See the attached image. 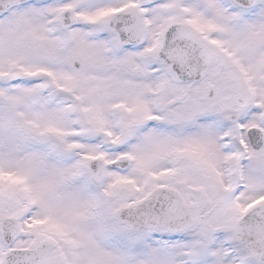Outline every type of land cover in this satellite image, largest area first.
Returning a JSON list of instances; mask_svg holds the SVG:
<instances>
[{"label": "rangeland", "instance_id": "rangeland-1", "mask_svg": "<svg viewBox=\"0 0 264 264\" xmlns=\"http://www.w3.org/2000/svg\"><path fill=\"white\" fill-rule=\"evenodd\" d=\"M169 1L171 7H165L168 23L184 20L180 22L203 33L206 40L224 51L236 71L249 76L264 74V0L256 15L241 21L226 15L218 0ZM70 2L84 22L97 23L98 14L84 12V8L109 4L110 17L127 0ZM162 11L157 6L147 13L153 30L168 24L166 19L155 17ZM34 15L28 8L17 9L0 20V220L16 217L22 225V237L13 247L46 239L61 254L75 249L80 264H176L173 259L179 246L163 252L146 234L124 239L113 231L103 233L104 222L92 223L90 199L78 180L81 164L77 168L73 161L58 162L45 140L56 138L63 149L75 151L82 158H100L107 164L121 156L131 159L128 172L108 170L104 179L103 204L113 210L140 203L158 187L181 189L173 186L175 182L193 188L203 180L211 187L222 158L217 150V132L210 133L200 121L179 124L172 137L147 126L152 118L164 121L171 115L174 119L170 108H176L174 115H178L182 103L175 85L166 80V90L159 97L151 92L156 77L148 76L136 62L135 53L119 49L118 54L108 55L100 38H91L88 27H73L69 40L61 44ZM11 69L24 73L19 79L22 86L15 85ZM42 76L70 100L61 105L53 101L49 105H28L30 89L40 87L34 83ZM255 90L251 88V97H262L261 87ZM38 95L46 97L41 92ZM194 96L185 100V107L190 108L187 114L192 117L200 110ZM178 149L188 163L176 169L165 163L164 155H175ZM203 158L208 169L198 165ZM193 167H199V171L187 173ZM256 172L255 169L250 177L253 183ZM252 186L251 183L248 191ZM218 188L215 185V191ZM258 195H264V180ZM97 211L95 207V214ZM237 220L224 214L210 217L190 233L199 242L198 249L192 250L197 255L192 257L193 264H236L241 255L233 237L217 229L223 230ZM118 247H131V251L121 254ZM241 262L245 264L244 258Z\"/></svg>", "mask_w": 264, "mask_h": 264}, {"label": "flooded vegetation", "instance_id": "flooded-vegetation-1", "mask_svg": "<svg viewBox=\"0 0 264 264\" xmlns=\"http://www.w3.org/2000/svg\"><path fill=\"white\" fill-rule=\"evenodd\" d=\"M218 2L226 15H230V18L234 19V21H241L245 18L256 15L261 8L263 0H258L257 4L246 13H236L222 0H218ZM164 3L165 0H159L150 5L140 6L139 0H127L126 3H120L114 12V14H117L122 11H134L144 24L145 36L141 43L136 48H130L127 51L129 53H135L136 62L139 65L141 64L144 66L149 77V74L151 73L158 74L155 76L156 83L154 84L155 86L152 87L151 92L155 93L156 90H158L159 97L166 90V76L156 59V41L160 30L166 25L163 27H154L156 29L153 30V27H151L149 23L151 16H148L147 13L157 6L161 7L163 11L161 13L158 12V15H155V17L165 20L167 9L165 8ZM107 5L109 9H112L109 4ZM107 5L103 6L97 3L93 7L89 6L84 8V12L93 11L98 14L97 23L84 22V20L75 13L74 9H72L70 0H35L23 2L0 15V20L7 16L11 11L28 8L35 14L34 18L41 20V23L46 27L45 29L49 33L52 31L51 26L54 22L55 13L60 10H69L78 20L75 24L77 27L85 25L103 26L106 19L109 18L107 15L110 13ZM180 21L184 20L171 21L168 24L182 23ZM64 22H71L67 15H64ZM194 30L209 47L208 65L202 68L203 73L195 82L175 85L178 89L177 95H179V103L182 104L178 106V115H174L176 108H170L169 112L174 116V119H172L170 115L165 118L164 121L161 120V133H163L164 136L172 137L175 135V129L179 124L183 126L190 122L197 123L200 121L201 125L204 124L207 131H210V133L214 131L217 132L215 135L217 150L222 158L218 166V172L217 174H214L216 176H213L212 178L214 183L211 187L206 186L205 183H203V180H199L197 186L190 189L196 192L191 195L193 198H191L192 201L186 199L184 191L188 187H186L187 184L184 182H175L173 184V186H181V189L176 187L169 188L178 192L179 196L183 199L187 210L195 212L201 221H205V219L221 214L233 218H240L256 204L264 201V195L260 197L258 195V188L261 186V181L264 180V172H262L264 167V74H251L249 76L242 71H236L233 69L234 65L232 64V61H230V58L225 55L224 51L219 49V46L206 40L203 33L198 32L196 29ZM103 35L104 34H97L95 39L97 40L99 37V40L102 41ZM50 36L53 38L55 37L53 33H51ZM69 38L70 34L68 33L63 40H69ZM63 44L65 45L66 42H63ZM142 46L143 48H141ZM107 54L111 55L109 52H107ZM138 70H140V68H138ZM19 79H15V85H20ZM256 87H261L260 93H262V97H251V88L255 90ZM48 90L49 89L47 88V91ZM47 93L48 92L42 94V96L46 95V97H43L45 100L49 99ZM243 94L244 97H241ZM191 96L195 97V100H197L200 107L198 114H195L193 117L187 114L190 112V108L188 106L185 107V104H187L185 100ZM38 99L41 98H36V100ZM230 129L236 134L238 143L244 151V155L239 160V187L237 192L229 202L224 203L222 201L223 196L230 186L228 183L227 171L229 164H231L234 159L232 144L230 142ZM115 153H117V151ZM164 160L167 165L171 164L176 169L182 167L183 162H185L182 159L179 149L175 152V155L165 153ZM185 163L187 165L188 162ZM199 164L201 167L208 169L206 167L208 166V162H205L204 158L198 162V165ZM198 169L199 167H193L192 171L187 173L199 171ZM255 169L257 171V179L254 177L255 183H253L250 177ZM251 183L254 187L252 186L253 188L248 191ZM257 183L259 184L256 185ZM217 184L219 185V190L215 191V185ZM91 213L93 214L91 215L92 220L90 219L92 223L97 224L99 223L98 221H103L104 217L102 214L97 215L93 212ZM14 218L20 226V232L10 244V250H33L41 242H47L55 249L60 264H80L76 257L78 252L75 249H68L61 254L56 246L46 239H38L37 242L30 246L14 248L13 244L16 243L17 239L22 237L23 229L19 219L16 217ZM105 222L113 223L111 215L110 217H105ZM117 250H119V248H117ZM3 253L4 252H1V254Z\"/></svg>", "mask_w": 264, "mask_h": 264}, {"label": "water", "instance_id": "water-1", "mask_svg": "<svg viewBox=\"0 0 264 264\" xmlns=\"http://www.w3.org/2000/svg\"><path fill=\"white\" fill-rule=\"evenodd\" d=\"M24 1L26 0H0V14ZM234 1L247 6L256 2V0ZM130 20V14L127 12L107 21L108 30L116 43L126 42L131 45L139 43L142 27L137 20H134L133 25L128 24ZM67 26L64 25L62 28L66 29ZM206 50L202 40L190 27L173 25L167 27L162 35L158 58L173 82H194L203 73V66L208 63L209 56ZM193 66L197 68L193 69ZM129 164V159L121 158L111 164V168L124 171ZM84 174L89 183L99 189L105 174L103 162L88 161L84 165ZM116 220L121 228L128 231L150 228L174 235L191 228L198 219L197 216L186 214L176 193L157 189L142 205L119 210L116 213ZM10 228H13L14 235L10 241H6L4 248H7L18 235L19 228L13 219H6L0 223V236L7 233ZM234 237L250 262L264 264V202L251 209L236 223ZM55 257L53 249L43 242L33 251L6 252L0 264H56Z\"/></svg>", "mask_w": 264, "mask_h": 264}]
</instances>
